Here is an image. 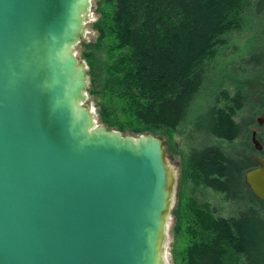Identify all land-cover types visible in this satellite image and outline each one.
I'll return each mask as SVG.
<instances>
[{
	"label": "water",
	"instance_id": "obj_1",
	"mask_svg": "<svg viewBox=\"0 0 264 264\" xmlns=\"http://www.w3.org/2000/svg\"><path fill=\"white\" fill-rule=\"evenodd\" d=\"M90 0H0V264H167L164 140L96 123ZM257 122L262 125V119ZM256 151L262 144L251 132ZM244 180L264 201V156Z\"/></svg>",
	"mask_w": 264,
	"mask_h": 264
},
{
	"label": "trees",
	"instance_id": "obj_2",
	"mask_svg": "<svg viewBox=\"0 0 264 264\" xmlns=\"http://www.w3.org/2000/svg\"><path fill=\"white\" fill-rule=\"evenodd\" d=\"M93 9L95 35L77 44L88 100L100 123L132 135L182 127L230 35L254 29L252 49L221 66L230 83L221 100L190 121L209 143L185 159L184 177L221 194L230 212L217 214L208 198L180 191L169 253L171 264H264V201L244 180L256 165L251 154L264 156V126L262 150L248 142L264 110V96L251 87L253 79L264 83V0H95Z\"/></svg>",
	"mask_w": 264,
	"mask_h": 264
},
{
	"label": "rangeland",
	"instance_id": "obj_3",
	"mask_svg": "<svg viewBox=\"0 0 264 264\" xmlns=\"http://www.w3.org/2000/svg\"><path fill=\"white\" fill-rule=\"evenodd\" d=\"M90 2H91V5L89 8L88 18L85 24V30L80 40L90 41L93 39L95 35V31L91 27V23L97 17V13L93 9L95 0H90ZM253 30L254 29H252L251 31L250 29L246 28L241 32L233 33L230 35L229 42H228L229 47H227L223 51V54H221L217 58L216 67L218 69L216 68V70L214 71V75L208 79L207 85L203 88V90L196 97L195 102L193 104V108L190 112L189 118H187V121L185 122V124L182 125V127L176 129L175 131L162 129L163 131L161 133L155 134V135L160 136L164 140V149L166 152L167 162L174 176L173 194H172V200H171L169 220L166 226V235H165V241L163 245V251H164L163 255L165 258V262H167V264H171L170 253H169V247H170V242H171L170 229L173 224V216L171 215V210L175 207V204L178 199V193L180 191H183L187 195L189 194L192 195L194 193L197 195L198 198H203V199L208 198V200L211 201L213 208L216 209L217 214L219 213L222 215H226L230 212V208L228 207V202L227 200H224L221 194L209 188H205L203 186H196L191 178L188 179L184 177L185 171L188 172L185 166V159L187 158L189 149H191L192 147H200L204 144L209 143L208 138L201 139L199 137V134L190 127L191 125L190 121L197 114L201 115V117H206L207 115L206 110L209 104L214 101L221 100L222 92L227 90L230 86V83L228 82V76L226 74L225 69H227L231 65L229 63L230 61L235 60V59L238 60V56L240 54L245 53L246 50H248L249 48L252 49V46L255 44V42H252L250 40ZM252 38H254V36ZM77 44L74 47L75 54L78 60L83 61L85 63L86 70H88L86 61L80 58V49L77 46ZM222 64H224L223 68L225 69H221ZM88 84H89V79H88ZM251 87L252 89L256 91L255 97H259L260 94L264 96V83L262 84L258 82L257 79H253L251 82ZM86 97L87 98L83 104L84 105L91 104L95 108L93 101L88 100L87 91H86ZM217 104H221V102L219 101ZM95 113L97 116L96 123L98 125H104L99 122L96 109H95ZM237 113H239V111ZM258 118L262 119V125L258 124L257 122ZM253 121L254 123L250 125L249 127L250 134H249V140H248L249 144L252 146L253 144L251 141V132L254 130L256 131L257 135L259 136L261 135L262 127L264 126V110L256 114ZM122 134H127L133 137L141 135V134L132 135L128 133H122ZM142 134H145V133H142ZM216 140H217L216 142L222 144L224 148L227 147L226 142L224 140L222 139H216ZM251 155L254 157L257 154L253 153Z\"/></svg>",
	"mask_w": 264,
	"mask_h": 264
},
{
	"label": "flooded vegetation",
	"instance_id": "obj_4",
	"mask_svg": "<svg viewBox=\"0 0 264 264\" xmlns=\"http://www.w3.org/2000/svg\"><path fill=\"white\" fill-rule=\"evenodd\" d=\"M190 150H191V149H189L188 154L190 153ZM254 157H255V156H254Z\"/></svg>",
	"mask_w": 264,
	"mask_h": 264
}]
</instances>
